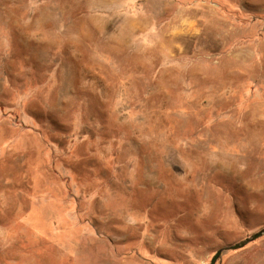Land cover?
Instances as JSON below:
<instances>
[{
    "label": "rangeland",
    "instance_id": "obj_1",
    "mask_svg": "<svg viewBox=\"0 0 264 264\" xmlns=\"http://www.w3.org/2000/svg\"><path fill=\"white\" fill-rule=\"evenodd\" d=\"M262 228L264 0H0V264H210Z\"/></svg>",
    "mask_w": 264,
    "mask_h": 264
},
{
    "label": "water",
    "instance_id": "obj_2",
    "mask_svg": "<svg viewBox=\"0 0 264 264\" xmlns=\"http://www.w3.org/2000/svg\"><path fill=\"white\" fill-rule=\"evenodd\" d=\"M264 235V228H262L261 230L254 232L253 234H251L250 236H247L246 238L234 242V243H229L226 244L222 247H220L214 254V256L211 259L210 264H217L218 260L220 259V257L222 256V254L228 250H236V249H240L245 247L247 244H249L250 242L258 239L259 237Z\"/></svg>",
    "mask_w": 264,
    "mask_h": 264
}]
</instances>
